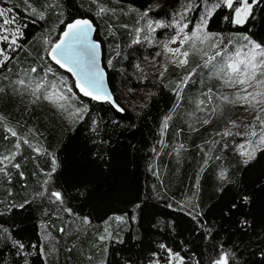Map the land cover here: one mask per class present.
I'll list each match as a JSON object with an SVG mask.
<instances>
[{"label": "trees", "instance_id": "1", "mask_svg": "<svg viewBox=\"0 0 264 264\" xmlns=\"http://www.w3.org/2000/svg\"><path fill=\"white\" fill-rule=\"evenodd\" d=\"M217 3L0 0V264H165L170 255L214 264L225 254L227 264H264L260 122L244 120L226 77L204 67L207 57L192 46L187 65L145 70L162 41L185 24L191 34ZM219 4L205 26L219 47L198 48L233 56L244 36L264 47V0L240 25ZM78 18L96 28L122 114L80 97L47 58ZM261 107L255 115L264 118Z\"/></svg>", "mask_w": 264, "mask_h": 264}, {"label": "snow or ice", "instance_id": "2", "mask_svg": "<svg viewBox=\"0 0 264 264\" xmlns=\"http://www.w3.org/2000/svg\"><path fill=\"white\" fill-rule=\"evenodd\" d=\"M258 0H223V5L227 6L234 12V17L232 22L234 24H242L247 18L248 13L250 12L252 5L257 3ZM239 5V6H237ZM221 5L217 3L214 7H220ZM101 12H104L105 9L101 8ZM5 13L0 11V16H4ZM42 15V14H41ZM207 15H211L209 11ZM207 16L201 20V24L197 26V29L191 33V35H185L183 39L179 41L181 46L185 44L186 41H192V48L197 52L203 53V56H206L207 59L204 60V67H208L212 65V68L215 69V72L221 78L226 77L223 80L224 84L228 87H235L236 85L242 86L240 91L235 93V100L230 102L236 103V101H242V105L247 104L249 106H253L256 104L264 106V47L260 44L252 43L248 40L247 36H244L243 39L248 41L241 46V49H237L233 56L227 57V59H223L222 57V49L216 51L214 55H208L206 51H203L201 48H198L197 41L202 45L205 41L212 39V34L206 33L203 31V26L206 23ZM12 21L5 20V23H11ZM179 23V22H178ZM159 26V25H158ZM187 25H183V27L179 28V31H183ZM92 25L88 20L78 19L71 23H68L66 29L62 33V37L58 43H55L51 46L50 55L52 59L61 67H66L65 63H63L60 59L57 58V52H60L62 56H65L69 59V61L74 62L80 67L81 71L76 73L78 76L83 74L84 82L82 83L79 79L76 82V87L83 93L85 96H90L94 100L107 99L117 107V110L122 111L118 105H115V102L111 100L110 96L101 95L102 88V75L96 69V49L100 47V45L96 42L89 43L88 33L91 30ZM19 31V29H17ZM197 33H200L198 36ZM0 39H7V37H0ZM171 43H176L175 37L170 41ZM15 39L12 40V44H15ZM67 44V47H65ZM219 40L215 43L210 44V47L216 49L219 47ZM228 44H231V41H228ZM165 49L168 52L173 54H178L180 57H183L178 60V64L180 66L187 65L189 56L188 51H182L181 48H168L167 44H165ZM242 49H247V51H243ZM227 55L226 53L224 54ZM217 57L222 58V62H216ZM5 60L8 59L7 56L4 57ZM2 63V61H0ZM32 72H36L35 68L31 69ZM51 71V68L47 70ZM68 71L74 72L75 70L72 67H68ZM194 71V69H193ZM187 77H185L181 83L187 82ZM18 83L23 84L24 81H18ZM64 83V81H61ZM43 87L42 84H37L33 93L40 90ZM53 88H56V85H52ZM94 88L95 91H90L89 89ZM177 88H180V84H177ZM249 88H252L254 91H248ZM71 92V88L68 89ZM243 93V94H242ZM179 95V93H177ZM259 97V99H258ZM45 99H50L49 95L44 96ZM58 99L67 101V97L63 94L59 95ZM222 99L224 101H229L228 96H223ZM61 108H64V104L59 105ZM86 111V109H84ZM215 110V109H214ZM81 109H76L72 115H76L79 113ZM261 112H264V107H261ZM82 118V117H81ZM256 121L260 122L261 125V133H260V143H264V118H262L259 114H257L254 118ZM205 123L208 121L205 120ZM167 125L165 124V127ZM12 135L15 136L16 133L12 132ZM250 135H256L253 131ZM244 155L245 153H241ZM248 158L252 159L254 156V152L247 153ZM5 160H8V157H4ZM55 164V160L53 161ZM247 163V161H245ZM19 167V165H16ZM4 168H0V172H3ZM223 176V174H222ZM56 200H61V194L59 192L53 191L51 193ZM117 220H121L122 217H116ZM103 239V237H101ZM19 247L23 248V245H19ZM163 247V245L161 246ZM215 264H227L226 254L221 255L219 259L215 261Z\"/></svg>", "mask_w": 264, "mask_h": 264}, {"label": "rangeland", "instance_id": "3", "mask_svg": "<svg viewBox=\"0 0 264 264\" xmlns=\"http://www.w3.org/2000/svg\"><path fill=\"white\" fill-rule=\"evenodd\" d=\"M219 3H223V0H219ZM249 3H251V1H249ZM213 7L214 6H212V5L205 7V9L203 11V14L200 16V19H199V21H198V23H197V25H196V27H195V29L193 31H195L197 29V26L201 24V20L203 18H205L206 16H207V18L209 17V15H207V14H208L209 11L210 12L213 11ZM249 13H248V15H249ZM248 15H247V17H248ZM206 21H207V19H206ZM205 26H206V23L203 26V31L204 32H206ZM185 35H189L190 36L191 34H186L184 31L178 33L177 35L174 36L175 39H176V43H171L170 42L172 40V38H174V37H171L170 39H168L166 41H162L160 43V50L161 51L158 52L153 59L148 61V63L146 64V67H145L146 72L152 74L153 76L159 75L164 70V68L167 66V64H169V63H173L174 65H176L178 67H182V66H180L178 64V60L183 58V57H180L178 54H173L171 52L166 51L164 46H165V44H167L168 48H172V49L181 48L182 51H188L189 52L190 48L188 49L185 46L187 45V47L188 46L191 47L192 46V41L191 40L186 41L183 46H181V44L179 43V41L181 39H183V37ZM197 35L199 36L200 33H197ZM202 47L203 48H207V47L209 48L210 47V40L205 41V43L202 44ZM226 54L227 55L225 56L224 53L222 52V56L229 57L228 56L229 53H226ZM241 87L242 86H240V85H236L235 87H228L227 86V88L224 89V91H226L227 93L228 92L236 93V92L240 91ZM248 91H254V90L252 88H249ZM258 99H259V97H258ZM238 102H239V107L242 110H244V112H243L244 120L247 121V122H248V120H252L256 116L255 114L257 113V108L260 105L256 104V105H253V106H249L247 104H244V106H241L243 102L242 101H238ZM165 264H182V263H181V260L176 255H170V259Z\"/></svg>", "mask_w": 264, "mask_h": 264}, {"label": "water", "instance_id": "4", "mask_svg": "<svg viewBox=\"0 0 264 264\" xmlns=\"http://www.w3.org/2000/svg\"><path fill=\"white\" fill-rule=\"evenodd\" d=\"M78 19L88 20V21L91 23L92 28H91V30H90L89 33H88V40H89V43L96 42V43H98V44L100 45V47H99L98 49H96V69H97V71H98L99 73H101V75H102V88H101V95H107V96H110V97H111V100L115 102V105H118V104L116 103V101H115V98H114V96H113V94H112V92H111V90H110L109 84H108L107 73H106V70H105V68H104V53H103V50H102V46H101L100 42H98V41L95 39L96 28H95L94 24H93L89 19H87V18H78ZM78 19H75V20H78ZM75 20H73V21H75ZM73 21H72V22H73ZM70 23H71V22H70ZM66 26H67V25H66ZM66 26L64 27L63 31L66 29ZM63 31L60 33V35H59V37H58V39L56 40L55 43H58V42L60 41V39H61V37H62V33H63ZM55 43H53V44H55ZM53 44H52V45H53ZM65 47H67V44H65ZM50 50H51V48L48 50V53H47V58H48V60L50 61V63H51L52 65H54L55 67H57L60 71H62L63 73L67 74V75L71 78V80H72V82H73V84H74V89H75V91L77 92V94H78L80 97H82V98H84V99H86V100H90V101L96 102V103L108 104V105H109L114 111H116V112L122 114V111L117 110V107L114 106V104H113L112 102H110L109 100H107V99L94 100V99H92L90 96H85V95H83V93L80 92V90L76 87V82H77L78 79H79L82 83L84 82V76H83V74H81V75H79V76L76 74V73H78V72L81 71L80 67H78L76 63L69 61V59H68L67 57L62 56V55L60 54V52H57V58L60 59V60H61L63 63H65V65H66V67L61 68V67H60V66H59V65H58V64L52 59V57H51V55H50ZM68 67H72L75 71H74V72H70V71H68ZM89 90H90V91H93V92L95 91V89H94V88H91V87H90ZM118 106H119V105H118ZM119 108H120V107H119ZM120 109H121V108H120Z\"/></svg>", "mask_w": 264, "mask_h": 264}]
</instances>
